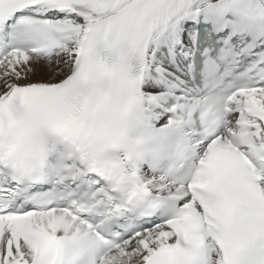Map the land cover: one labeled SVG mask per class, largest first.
Wrapping results in <instances>:
<instances>
[{
	"label": "snow or ice",
	"instance_id": "6c2138e0",
	"mask_svg": "<svg viewBox=\"0 0 264 264\" xmlns=\"http://www.w3.org/2000/svg\"><path fill=\"white\" fill-rule=\"evenodd\" d=\"M0 264H264V0H0Z\"/></svg>",
	"mask_w": 264,
	"mask_h": 264
}]
</instances>
